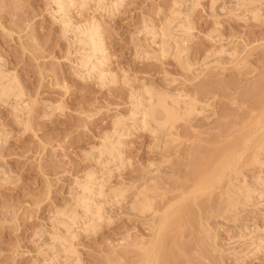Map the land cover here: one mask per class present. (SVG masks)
Masks as SVG:
<instances>
[{
  "label": "rangeland",
  "instance_id": "obj_1",
  "mask_svg": "<svg viewBox=\"0 0 264 264\" xmlns=\"http://www.w3.org/2000/svg\"><path fill=\"white\" fill-rule=\"evenodd\" d=\"M75 1L73 25L104 31L103 84L77 74L75 33L52 0H0V68L24 101L0 96V264H264L251 245L264 197L251 205L236 189L264 179V0ZM144 90L179 97L178 117L113 142V162L90 159ZM93 170L108 182L98 227L73 226L75 257L54 258L66 236L55 216Z\"/></svg>",
  "mask_w": 264,
  "mask_h": 264
},
{
  "label": "bare ground",
  "instance_id": "obj_2",
  "mask_svg": "<svg viewBox=\"0 0 264 264\" xmlns=\"http://www.w3.org/2000/svg\"><path fill=\"white\" fill-rule=\"evenodd\" d=\"M88 1L90 2V0H78L79 6L85 7L87 5ZM97 1L106 10H108L110 12L117 10L119 5L122 3V0H115L112 2H110V0H109L110 3H108V4L105 3L106 0H97ZM193 1H195V0H193ZM238 1L241 3V2H245L247 0H238ZM75 2H76L75 0H52V5L54 4V7H55L54 14L59 15V18H56V17L55 18H56V20L58 19V21L60 19V21L64 25L65 29H72V31H73L72 33H75L74 36H76V41L79 45V55H80L79 62H78L77 74H79L82 78H87V79L96 78L95 80H97V81L99 80V82H102V84H103L104 80L107 77V75H105V73L103 72V66L105 65L104 61H106V59H107V48H106V40H105L104 31H103L102 27H100L101 25H99V23L98 24H97V22L92 23L93 20L91 21V25L90 24L85 25L87 23H85V24L81 23L80 25L78 23V25H73L74 22L72 23L70 21V18H69L66 11H69L68 9L71 6H74ZM123 2H124V0H123ZM70 10H71V8H70ZM250 12L252 13V16L254 19H256V17H258L259 10H254V11H250ZM69 14H70V12H69ZM259 18H260V15H259ZM68 32H69V30H68ZM65 33H67V32H65ZM169 45H171V44H169ZM79 55H76V56H79ZM9 78L7 77V75H4V71H2L0 68V96H4L7 99H11L13 97L12 100L15 99L17 103H20L23 100L21 99L20 94L15 92L14 81L10 80ZM144 91H146V90H144ZM151 93L153 94L154 92H151ZM147 94H149L148 90L140 95V97H141L140 99L137 98L138 100H136V101L134 100L136 103L134 104V107L132 108V112L130 113V116L127 119H121L120 118V119H116L113 122V129H112V131H109L108 133H106V135H105L106 137L104 139V144L101 146V148H103V151L102 150H101V152L98 151L99 153H95L94 151L89 152L88 156L90 159H94V160L98 161V163H101L102 165H103V163L101 161L102 159H104L103 162L104 161L106 162V160L108 161V163L113 162V160H115L114 158H116V156H115V152L117 153L116 148H118V147H116V148L114 147L113 142L115 143V146H116V142L118 143V140L120 141V138L124 139L123 136L125 134H127L128 132H134V131H137L140 129L144 130L146 128L148 129L149 127L152 128L154 130V132H159V130L161 128L165 127L167 124H170V122H172L173 120L176 119V117H178V110L177 109H178V107L182 101V100L180 101L179 97H175L172 100L171 97L169 96L170 100L172 101V105H169V103H167L165 98L157 96V97H155L156 99H153L152 94H151L152 96L149 95L150 97L146 98ZM136 95L139 96V92ZM22 96L24 97V95H22ZM185 99H186V97H185ZM189 100L183 101V103H184L183 105L186 106V109H185L186 113L188 115H192V116L195 113L198 115V113L196 112L197 106L195 107L192 102H188ZM192 100L195 101V99H192V97H191V101ZM23 104L25 106V103H23ZM23 104H20V105H23ZM18 107L19 106L15 107L17 109L16 113H20V114L23 113V110H24L23 106L21 108H18ZM157 109L158 110L160 109L161 111H163V113L165 115L164 120L159 119L158 118L159 116L158 117L156 116V114L158 113ZM129 121H130L131 125H128L127 122H129ZM21 122H22V118H21ZM260 153H262V152H260ZM262 155H264V154H262ZM117 156H119V155H117ZM119 158H121V156H119L117 160H119ZM121 160H122V158H121ZM121 160H120V163L123 162V161L121 162ZM254 162L256 164H259L262 167H264V161L260 158L259 154L255 155ZM108 163H107V165H106V163H104V164L108 167ZM97 173L98 172L93 170L85 178H83L84 183L78 184L77 187L79 189H78V192H77L75 199H74V201H75L74 207H72L68 210L65 208L66 209L65 211L60 210V212H57V214L55 216L56 220L59 223V227L61 225V227H64V229H66V236H60L59 233H58V235L57 234L54 235L53 241H54L56 247H58L57 251H55V254H53V256L55 255L54 258H58L61 254H65L69 257L74 256L75 253L72 250L71 242H72V240H74L73 234L76 231L75 232L72 231L73 226L75 227L76 224H78V225L83 224L85 226V224L88 223L89 226H87V228L89 230L93 229V231H94V229H96V227H98L97 222L99 221L100 214L102 212L101 211V204L99 203L98 198L104 193V192L102 193L103 188H105V187H103V185L107 184L108 182L105 183V181H107V177H106V179L104 178L105 176H103V178L99 177ZM100 176H102V175H100ZM103 179H105V181ZM108 180H109V178H108ZM241 182H237V183H241ZM247 183L248 182L245 179L244 183L242 184V188H236L238 194L243 193L245 200L247 202H250L251 201L250 199L252 197L255 198V196L256 197L258 196V198L264 197V179L257 177L256 181L254 183L255 186H253V187H251ZM234 192H236V191H234ZM115 195H118V194H115ZM119 197H121V196L119 195ZM116 199H118V198H116ZM255 199L257 201V198H255ZM117 202H118V200H117ZM252 202L253 201H251V205H252ZM104 203L105 202H103L102 204H104ZM253 204H255V203H253ZM69 207H71V205ZM79 208L82 210V214H80V212H78ZM102 209H104V207ZM101 218H102V215H101ZM255 237L251 238V245L252 246L254 245L255 248H257V249L264 248V234L262 236L261 235L257 236L256 238ZM51 245H53V247L56 250V247L54 246V244H51ZM257 249H255V250H257ZM52 251H54V250H52ZM67 256H64V257H67ZM61 257H62V255L60 256V258Z\"/></svg>",
  "mask_w": 264,
  "mask_h": 264
}]
</instances>
